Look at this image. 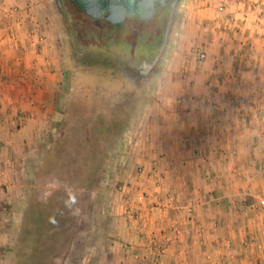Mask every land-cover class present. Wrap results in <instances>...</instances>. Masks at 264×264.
Instances as JSON below:
<instances>
[{"label":"crops","instance_id":"1","mask_svg":"<svg viewBox=\"0 0 264 264\" xmlns=\"http://www.w3.org/2000/svg\"><path fill=\"white\" fill-rule=\"evenodd\" d=\"M43 1L0 0V243L10 191L56 119L62 76ZM176 10L165 92L149 102L132 156L155 160L164 184L148 179L135 227L113 201L112 249L95 264H264V0H181Z\"/></svg>","mask_w":264,"mask_h":264},{"label":"rangeland","instance_id":"2","mask_svg":"<svg viewBox=\"0 0 264 264\" xmlns=\"http://www.w3.org/2000/svg\"><path fill=\"white\" fill-rule=\"evenodd\" d=\"M57 2L44 0L41 8L51 23L62 76L56 119L49 120L37 149L28 155L23 181L10 191L9 239L0 243V264H25L18 253L26 250L31 253L26 261L32 264H95L97 257H109L117 223L113 201L123 204L117 186L139 179L138 166L157 170L155 160L148 168L132 156L135 141L142 139L140 123L149 102L165 92L157 86L167 75L164 51L141 80H131L134 72L125 62L81 58L68 27L81 30L92 54H105L99 51L105 45L99 44L103 37L98 20L65 1L63 14ZM99 21L107 29L108 23ZM114 34L106 40L115 41L113 47H126L134 58L154 53L157 38L154 41L148 30H141L131 43L120 27ZM73 197L75 203L69 206Z\"/></svg>","mask_w":264,"mask_h":264},{"label":"trees","instance_id":"3","mask_svg":"<svg viewBox=\"0 0 264 264\" xmlns=\"http://www.w3.org/2000/svg\"><path fill=\"white\" fill-rule=\"evenodd\" d=\"M57 5L62 9V13L65 14V7L63 4L57 0ZM161 12V11H160ZM168 19L169 16L167 14H164L162 18L159 20H137L135 18H130L126 20H122L119 23L111 24L108 23L107 29H105L103 26L100 27V21H97L96 23L99 25L97 26L99 29V32L102 33L103 37L102 41L99 44H104L105 46L103 48H99V51L104 52L105 54H98L94 55L91 51L88 50V46L84 44V35L81 34L80 31H74V29L69 28L68 30L73 38V42L75 45V49L77 50V55L81 58H85L87 56H95L97 58H103L104 61L108 62H121L127 65V67L131 68V71L134 72V75H131V80H141L142 76L150 70L151 67H153L154 63L156 62L162 48H163V40L164 36L166 34V27L168 25ZM69 24V22H67ZM120 24V25H119ZM120 27V33L123 32V38L125 40H128V42H134L136 36L141 32V30L145 29L148 30L151 34L152 39L155 41V50L152 55L148 56H139L137 58H134L131 54L130 50H128L126 47H122L120 45V49L118 47H113V42L115 41H109L110 39H113L115 37L114 32ZM110 39L107 41L106 39L108 37ZM105 41V42H104ZM107 41V42H106ZM113 47V48H112ZM98 51V52H99ZM134 82V81H133ZM29 250H26L23 252V254L18 253V256H22L21 259H25V264H32V262L26 261L27 258L30 256ZM20 258V257H19ZM20 260V259H19ZM17 264H21L18 263Z\"/></svg>","mask_w":264,"mask_h":264},{"label":"built area","instance_id":"4","mask_svg":"<svg viewBox=\"0 0 264 264\" xmlns=\"http://www.w3.org/2000/svg\"><path fill=\"white\" fill-rule=\"evenodd\" d=\"M219 9L222 10L223 6H219ZM198 56L200 59H203L205 58V53L200 52ZM135 173L136 176H139V179L134 180V182L130 184H119L116 189L123 200L124 214L134 227L145 219L144 213L148 208L147 203L151 197L150 185L149 183L145 184V179L153 180L159 187L164 184L163 175L155 168L153 170L144 171L142 166H138ZM255 205L264 211V194L257 197Z\"/></svg>","mask_w":264,"mask_h":264},{"label":"flooded vegetation","instance_id":"5","mask_svg":"<svg viewBox=\"0 0 264 264\" xmlns=\"http://www.w3.org/2000/svg\"><path fill=\"white\" fill-rule=\"evenodd\" d=\"M66 2L70 7L80 10L87 16L95 19L101 20L106 23L116 24L122 20L135 18L137 20H159L164 14L170 16L177 4L178 0H159L153 12L147 13V3L144 4L143 0H138L140 4L133 6H125L124 4L117 7L116 12H100V3L96 1L88 4L86 0H59L62 4ZM161 11V12H160ZM147 13V14H146Z\"/></svg>","mask_w":264,"mask_h":264},{"label":"water","instance_id":"6","mask_svg":"<svg viewBox=\"0 0 264 264\" xmlns=\"http://www.w3.org/2000/svg\"><path fill=\"white\" fill-rule=\"evenodd\" d=\"M94 1H96V0H86V2L88 4H91ZM158 1L159 0H143V3L144 4L147 3V6H148L147 13L154 11V7H155V5H156V3ZM97 2L100 3L99 4L100 5V10H101L100 12H104V13L116 12L117 11V7H119L122 4H124L125 6H127V5L128 6H133V5L140 4L138 0H97ZM177 3H178V1H177ZM175 12H176V6H175L172 14L169 16L168 25L166 27V34H165L164 40H163V48H162L158 58L162 55V53H163V51H164V49L166 47L167 40H168V37H169V33H170V30H171V26H172V22H173V19H174V16H175ZM158 58H157V60H158Z\"/></svg>","mask_w":264,"mask_h":264},{"label":"clouds","instance_id":"7","mask_svg":"<svg viewBox=\"0 0 264 264\" xmlns=\"http://www.w3.org/2000/svg\"><path fill=\"white\" fill-rule=\"evenodd\" d=\"M72 203H75L74 197L70 199L69 201V206H71ZM53 223H55V220H53Z\"/></svg>","mask_w":264,"mask_h":264}]
</instances>
